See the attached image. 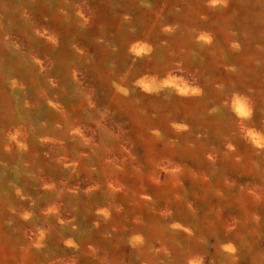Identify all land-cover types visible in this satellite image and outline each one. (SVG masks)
<instances>
[{
    "label": "bare ground",
    "instance_id": "obj_1",
    "mask_svg": "<svg viewBox=\"0 0 264 264\" xmlns=\"http://www.w3.org/2000/svg\"><path fill=\"white\" fill-rule=\"evenodd\" d=\"M229 6L227 13L206 19L198 4L188 7L187 18L175 19L187 25V36L245 35L239 39L247 43L229 58L237 70L226 71L217 55L204 52L199 66L209 82L202 99L153 97L130 108L137 114L136 127L140 122L142 127L165 125L172 117L187 124L178 144L158 146L147 136L138 143L143 149L130 151L135 158L128 153L127 161L119 155V165L109 167L104 160L109 149L85 159L86 151L78 150L75 166L84 174L78 183L87 189L86 198L70 175L62 180V159L54 149L36 146L27 159L31 176L25 175L27 181L35 179L36 189L29 187L28 196L18 198L6 190L18 173L10 166L11 153L0 143V264H264V164L252 159L264 134L259 122L264 121V54L255 50L256 42L264 46V27L256 26L264 16V0H230ZM138 51L136 46L133 52ZM251 52L261 61L258 66L247 60ZM3 79L0 73V127L6 132L18 93L13 95ZM216 79L222 81V91L213 86ZM163 84L179 96L189 89L170 79ZM25 110L33 119V112ZM151 112L157 113L158 123L150 121ZM65 123L76 127L71 120ZM37 128L43 135L40 124ZM203 129L218 134L205 142ZM85 166L101 169V177ZM42 183L56 192L41 196L37 187ZM66 189L76 190L75 196L61 199Z\"/></svg>",
    "mask_w": 264,
    "mask_h": 264
},
{
    "label": "rangeland",
    "instance_id": "obj_2",
    "mask_svg": "<svg viewBox=\"0 0 264 264\" xmlns=\"http://www.w3.org/2000/svg\"><path fill=\"white\" fill-rule=\"evenodd\" d=\"M229 2L212 5L204 0H0V73L12 94L18 93L11 109L13 115L5 126L9 131L0 127V134L4 132L0 137L2 149L11 153L10 166L18 173V178L6 186L9 196L24 198L29 187L36 189L35 179L30 178L34 181L30 182L25 176H31L27 159L30 149L36 146L54 149L62 159L58 166L62 180L70 175L72 185L86 198L87 189L78 183L84 174L75 166L78 150L86 151L85 159L100 149H109L110 157L104 159L109 167L119 165V155L128 161L130 151L143 149L138 148V143L147 136H152L158 146L178 144L180 133L188 132L187 124L172 117L165 125L142 127L140 122L136 127L137 114L133 116L130 108L140 101L148 104L153 97L164 101L190 96L202 99L203 86L209 82L199 66L204 52L209 57L217 55L219 65L226 71L237 70V64L229 58L240 53L245 42L239 36L245 35L239 33L237 38L227 39L217 32L207 37L187 36V25L175 19L187 18L188 7L198 4L206 19L222 15L229 11ZM256 21V26L264 27V16ZM256 43V53L262 56L264 46ZM136 46L138 53L133 52ZM254 56L249 53L247 60L258 66L261 61ZM168 78L174 85H188L187 93H168L163 84ZM216 80L213 86L222 91V81ZM194 86L196 92L191 93ZM25 108L33 112V119L25 114ZM211 110L212 107L207 112ZM149 118L159 122L155 112L149 113ZM65 119L76 127L70 128ZM259 122L264 128V121ZM39 124L43 135L39 134ZM50 130L57 134L51 135ZM214 134L218 133L205 129L201 132L205 142L206 138L214 140ZM131 156L135 158L134 154ZM252 159L264 164V134L261 150ZM86 169H91L97 179L101 177V169ZM43 186L44 183L37 187L41 196L45 191L56 192ZM73 190L66 189L61 199L75 196Z\"/></svg>",
    "mask_w": 264,
    "mask_h": 264
},
{
    "label": "clouds",
    "instance_id": "obj_3",
    "mask_svg": "<svg viewBox=\"0 0 264 264\" xmlns=\"http://www.w3.org/2000/svg\"><path fill=\"white\" fill-rule=\"evenodd\" d=\"M212 3L213 4H216V3H226V0H212ZM244 115H247V113H242Z\"/></svg>",
    "mask_w": 264,
    "mask_h": 264
}]
</instances>
